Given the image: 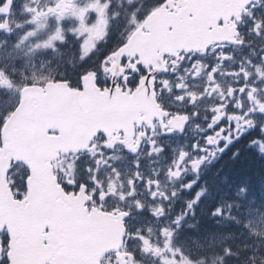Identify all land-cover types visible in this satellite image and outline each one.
Masks as SVG:
<instances>
[{
	"label": "snow or ice",
	"instance_id": "snow-or-ice-1",
	"mask_svg": "<svg viewBox=\"0 0 264 264\" xmlns=\"http://www.w3.org/2000/svg\"><path fill=\"white\" fill-rule=\"evenodd\" d=\"M242 152L264 0H0V264H264Z\"/></svg>",
	"mask_w": 264,
	"mask_h": 264
},
{
	"label": "trees",
	"instance_id": "trees-1",
	"mask_svg": "<svg viewBox=\"0 0 264 264\" xmlns=\"http://www.w3.org/2000/svg\"><path fill=\"white\" fill-rule=\"evenodd\" d=\"M257 160L258 159L254 158L253 156L242 153L238 162L230 164L229 168L231 170H241V171L245 172L248 176H250L251 178L254 179V174L257 173V169H258ZM252 185H253V191H251V192L254 193L256 188H257V185H255L254 183ZM257 197H258V195H257ZM230 226H232V225H230Z\"/></svg>",
	"mask_w": 264,
	"mask_h": 264
},
{
	"label": "bare ground",
	"instance_id": "bare-ground-1",
	"mask_svg": "<svg viewBox=\"0 0 264 264\" xmlns=\"http://www.w3.org/2000/svg\"><path fill=\"white\" fill-rule=\"evenodd\" d=\"M243 154H247V153H243ZM230 165V164H229Z\"/></svg>",
	"mask_w": 264,
	"mask_h": 264
}]
</instances>
